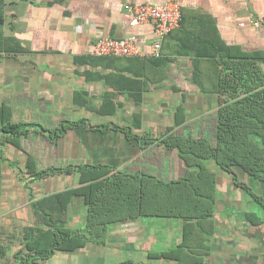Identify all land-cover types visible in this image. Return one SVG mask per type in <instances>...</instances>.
Instances as JSON below:
<instances>
[{
	"label": "crops",
	"instance_id": "crops-1",
	"mask_svg": "<svg viewBox=\"0 0 264 264\" xmlns=\"http://www.w3.org/2000/svg\"><path fill=\"white\" fill-rule=\"evenodd\" d=\"M164 1L5 0L0 107L10 108L6 113L13 123L56 129L52 135L34 130L23 141L39 169L108 165L170 181L182 176L186 167L161 139L172 133L214 139L215 132L209 129L216 126L218 94L205 91L195 80L200 78L212 90L215 59L225 45L264 57V26L250 23L264 16V0H179L182 25L163 38L161 61L91 54L102 37L130 35L137 37L141 51H149L157 38L155 25L152 21L133 25L131 8ZM180 110L184 119L176 125ZM83 119L87 122L83 129L61 137V121ZM1 138L0 264H16L24 231L36 222L32 204L45 195L77 188L80 172L36 180L27 172V153ZM212 168L218 178L216 231L202 264H264V207L214 162ZM238 177L257 189L246 175ZM248 212L254 215L247 218ZM86 218L83 198L75 197L70 225H83ZM182 230V221L175 219H141L111 228L105 246L90 243L53 257L93 258L71 264H118L117 255L127 251L137 264H176L151 259L149 253L177 246Z\"/></svg>",
	"mask_w": 264,
	"mask_h": 264
},
{
	"label": "trees",
	"instance_id": "trees-1",
	"mask_svg": "<svg viewBox=\"0 0 264 264\" xmlns=\"http://www.w3.org/2000/svg\"><path fill=\"white\" fill-rule=\"evenodd\" d=\"M4 5L5 0H0V26L5 20ZM223 47L224 52L215 59L216 73L210 79L212 90L205 88L200 78L195 80L205 91L218 94L214 139L175 133L161 139L160 143L167 150L176 151L186 167L182 176L170 181L155 174L131 173L108 165L39 169L23 141L34 130L52 135L57 133L56 129L44 131L38 124L13 123L11 115L6 113L10 108L0 107L1 139L27 153L26 168L30 176L41 180L59 173L70 175L73 170L80 172V186L45 195L32 204L36 222L24 231L23 248L15 255L16 264H50L49 260L57 252L73 253L90 243L105 246L111 228L148 218L175 219L183 223L182 242L168 250L150 252L149 258L171 260L176 264L204 263L216 231L218 178L213 162L264 207V195L238 177L241 173L251 183L257 181L264 185V57L237 52L227 45ZM141 58L162 60L161 57ZM183 119L184 112L180 110L176 125ZM86 123L84 119L61 121V137L71 130L83 129ZM3 193L0 159V214ZM75 197H82L87 207L82 228L69 223V208ZM253 215L246 213L247 218ZM118 264L137 263L127 260Z\"/></svg>",
	"mask_w": 264,
	"mask_h": 264
},
{
	"label": "built area",
	"instance_id": "built-area-1",
	"mask_svg": "<svg viewBox=\"0 0 264 264\" xmlns=\"http://www.w3.org/2000/svg\"><path fill=\"white\" fill-rule=\"evenodd\" d=\"M132 24L140 25L152 21L155 25L156 40L149 51L143 52L138 47L135 35L124 38L102 37L93 46L91 54L94 56H140L160 57L162 40L182 25V7L179 0H165L163 4L152 5L142 3L131 8ZM253 26H264V16L250 20ZM242 26L246 23L242 22Z\"/></svg>",
	"mask_w": 264,
	"mask_h": 264
},
{
	"label": "rangeland",
	"instance_id": "rangeland-1",
	"mask_svg": "<svg viewBox=\"0 0 264 264\" xmlns=\"http://www.w3.org/2000/svg\"><path fill=\"white\" fill-rule=\"evenodd\" d=\"M51 130H55V129L51 128ZM213 131H214V128L209 129V132L212 133ZM255 183H256V185H258V186H256V188H257L256 192L264 195V185H262L261 183H259L257 181L253 182L252 184H255ZM259 187H261V189ZM84 226H85V223L83 225H77V227H79V228H82ZM104 257H105V255H104ZM116 258H117L119 263L123 262V261L125 262V261L130 260V259L132 260V257L128 256L127 251L120 252ZM92 259L93 258L90 256H85V257L84 256H82V257H79V256H70V257L55 256L52 258L51 263L52 264H71L72 262H75L78 260L79 261H91ZM108 259H110V258H108ZM111 260L113 261V259H111ZM113 262H115V261H113ZM92 264H94V263H92Z\"/></svg>",
	"mask_w": 264,
	"mask_h": 264
}]
</instances>
